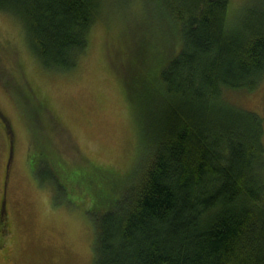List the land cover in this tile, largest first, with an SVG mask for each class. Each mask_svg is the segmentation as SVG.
I'll list each match as a JSON object with an SVG mask.
<instances>
[{"label": "trees", "instance_id": "16d2710c", "mask_svg": "<svg viewBox=\"0 0 264 264\" xmlns=\"http://www.w3.org/2000/svg\"><path fill=\"white\" fill-rule=\"evenodd\" d=\"M167 1L179 47L144 90L147 112L154 106L146 156L116 205L96 215L92 264H264V117L224 97L264 78V0L232 21L230 0ZM110 2L0 0V11L23 21L47 68L71 70ZM44 138L31 145L52 159ZM42 164L37 175L52 177Z\"/></svg>", "mask_w": 264, "mask_h": 264}, {"label": "rangeland", "instance_id": "374dc122", "mask_svg": "<svg viewBox=\"0 0 264 264\" xmlns=\"http://www.w3.org/2000/svg\"><path fill=\"white\" fill-rule=\"evenodd\" d=\"M110 1L71 70L47 68L23 21L0 11V264H92L96 215L143 165L154 111L144 90L159 58L179 47L169 37L171 5ZM255 1L230 0V21ZM224 97L264 117V78ZM42 134L52 159L31 145ZM41 162L52 177L37 175Z\"/></svg>", "mask_w": 264, "mask_h": 264}, {"label": "flooded vegetation", "instance_id": "af4514ba", "mask_svg": "<svg viewBox=\"0 0 264 264\" xmlns=\"http://www.w3.org/2000/svg\"><path fill=\"white\" fill-rule=\"evenodd\" d=\"M5 127H6V125H5ZM8 131V130H7ZM2 220L4 221V218H2Z\"/></svg>", "mask_w": 264, "mask_h": 264}]
</instances>
